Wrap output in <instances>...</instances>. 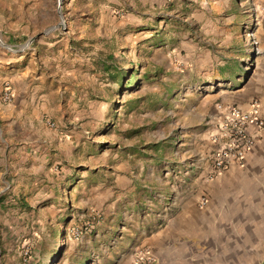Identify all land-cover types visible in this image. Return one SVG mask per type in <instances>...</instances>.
I'll return each instance as SVG.
<instances>
[{
  "label": "rangeland",
  "instance_id": "obj_1",
  "mask_svg": "<svg viewBox=\"0 0 264 264\" xmlns=\"http://www.w3.org/2000/svg\"><path fill=\"white\" fill-rule=\"evenodd\" d=\"M58 1L56 12L46 11V0H0V42L21 32L26 35L16 44L36 39L37 33L46 34L49 20L57 31L68 33L67 58L89 62L91 81L78 92L67 90L59 110L48 107V121L55 126L47 121L46 130L84 131L81 150L50 168L46 210L34 217H6L10 227L0 224V264H123V247L109 245L108 210L113 204L125 209V197L138 201L158 192L155 178H171L173 166L178 177L185 175L186 165L197 159L192 134L200 130L201 117L237 83L217 86L223 82L217 79L220 57L213 72L203 65L201 72L187 73L194 66L182 62L188 55L185 44L198 32L215 41L212 53L221 54L220 42L231 40V62L239 76L248 78L260 59L264 35L256 24L264 17V0H161L153 8L139 0H129L130 6L118 0ZM229 16L240 24L237 29H228ZM115 69L123 79H112ZM143 162L153 168L148 182L139 169ZM123 163L137 177L133 185L123 183L130 193L116 186L111 174ZM80 178L84 184L76 186ZM105 218L95 241V228Z\"/></svg>",
  "mask_w": 264,
  "mask_h": 264
},
{
  "label": "crops",
  "instance_id": "obj_2",
  "mask_svg": "<svg viewBox=\"0 0 264 264\" xmlns=\"http://www.w3.org/2000/svg\"><path fill=\"white\" fill-rule=\"evenodd\" d=\"M139 1L153 8L161 0ZM118 3L131 5L129 0ZM59 6L58 0H46V11L54 8L57 12ZM234 20L233 16L226 17L228 29L238 28L240 24L233 23ZM256 25L257 32L264 35V17ZM24 35L11 34L5 39L1 37L4 41L0 42V224L5 227H10L6 217H34L46 210V185H52L53 180L50 168L64 158L72 160L73 152H80V133H84L75 129L46 130V122L51 120L48 107L59 110L67 90L75 93L91 84L86 73L90 70L89 62L67 58V32L57 31L55 24L46 20V34L37 33L33 36L36 39L27 37L24 44H16ZM201 36L195 32L189 42L181 43L188 50L182 62L187 67L194 66L187 73L201 72L204 68L199 67L203 65L213 72V65L219 63L217 79L223 82H217V86L229 88L232 81H237L235 90L223 94L225 100L212 104L201 117L200 130L192 134L197 159L186 165L185 175L178 177L174 172L177 166H173L171 178H155L160 184L158 192L144 194L138 201L125 197V209L119 210L113 204L114 208L108 210L109 245L113 249L123 247V264H264V130L257 134L253 149L242 163H232L210 177L215 147L211 136L215 129L207 124L216 114L217 103L247 109L255 100L264 118V37L257 69L244 79L231 62V40L225 38L220 42L222 53L216 54L211 52L215 41ZM217 57L221 58L218 63ZM49 70L50 76H46ZM4 84L11 90L10 102L2 100ZM51 94L53 99L49 98ZM139 169L145 172L143 182H148L145 178L153 168L143 162ZM111 174L122 191L126 189L125 181L133 185L137 178L126 163ZM64 178L69 181L68 176ZM75 184L84 183L80 178ZM125 193H130L128 188ZM202 198L206 200L204 206L200 205ZM103 221L106 218L92 235L95 241Z\"/></svg>",
  "mask_w": 264,
  "mask_h": 264
},
{
  "label": "built area",
  "instance_id": "obj_3",
  "mask_svg": "<svg viewBox=\"0 0 264 264\" xmlns=\"http://www.w3.org/2000/svg\"><path fill=\"white\" fill-rule=\"evenodd\" d=\"M11 90L9 86L2 95L4 102L11 101ZM216 114L207 121L215 129L211 136L215 147L211 153V166L213 177L232 163H242L247 154L253 149L257 134L264 130V118L261 114L260 104L253 101L247 109L236 104L217 103ZM54 127L53 122H49ZM206 204L205 198L200 200V205ZM145 257V255L143 254ZM141 256L142 258H144ZM146 262L150 259L145 257Z\"/></svg>",
  "mask_w": 264,
  "mask_h": 264
},
{
  "label": "trees",
  "instance_id": "obj_4",
  "mask_svg": "<svg viewBox=\"0 0 264 264\" xmlns=\"http://www.w3.org/2000/svg\"><path fill=\"white\" fill-rule=\"evenodd\" d=\"M105 70H106V71H109V68H105ZM121 75H122V76H121ZM110 76H111L112 79H114V80H117V79L119 78V76H121L122 79L124 78V74H120V73L118 72L117 69H115V74H111Z\"/></svg>",
  "mask_w": 264,
  "mask_h": 264
}]
</instances>
